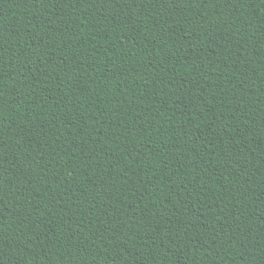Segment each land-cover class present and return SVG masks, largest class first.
I'll use <instances>...</instances> for the list:
<instances>
[{
  "label": "trees",
  "instance_id": "1",
  "mask_svg": "<svg viewBox=\"0 0 264 264\" xmlns=\"http://www.w3.org/2000/svg\"><path fill=\"white\" fill-rule=\"evenodd\" d=\"M0 264H264V0H0Z\"/></svg>",
  "mask_w": 264,
  "mask_h": 264
}]
</instances>
